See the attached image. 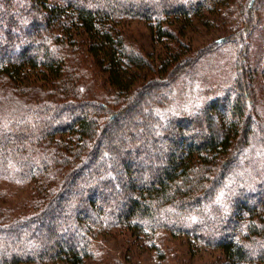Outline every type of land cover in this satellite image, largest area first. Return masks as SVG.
<instances>
[{"label": "trees", "instance_id": "trees-1", "mask_svg": "<svg viewBox=\"0 0 264 264\" xmlns=\"http://www.w3.org/2000/svg\"><path fill=\"white\" fill-rule=\"evenodd\" d=\"M207 15L232 24L206 55L227 48L233 71L185 108L203 50L181 32ZM124 17L162 58L126 43ZM261 78L264 0H0V264H84L113 229L160 258L186 236L212 264H264Z\"/></svg>", "mask_w": 264, "mask_h": 264}, {"label": "rangeland", "instance_id": "rangeland-1", "mask_svg": "<svg viewBox=\"0 0 264 264\" xmlns=\"http://www.w3.org/2000/svg\"><path fill=\"white\" fill-rule=\"evenodd\" d=\"M204 19L205 22L193 21L192 24L182 28L181 32L182 40L188 44L192 52L199 48L203 50V54L199 58L200 63L197 66L199 77L197 81L194 80V86L185 87L180 84L184 95L177 93L181 101L180 105L185 108L193 99L198 102L192 104L199 106L201 104L198 103L203 102L206 98L212 99L218 96L222 87H225L224 81L230 77L233 71L234 58L231 57L227 48L223 47L213 55H206L207 52L213 51V43L223 34L220 29L224 26L227 29L226 26L231 27L232 24L228 22L229 25L224 23L218 25L209 15ZM115 22L124 34L127 44L137 48L155 62L164 56L166 46L152 37L151 30L146 22L127 17L117 19ZM178 27L181 28V25H178ZM209 46L210 48H208ZM27 75L26 79L37 77V82L41 80L39 78L40 73L36 75L35 71L28 70ZM261 79L263 88H259L258 96L259 104L261 108H264V78ZM98 83L101 85V81H98ZM100 89H103V86ZM216 114L214 122L218 126L220 114ZM28 189L29 187L17 189L11 187L10 197L4 201L22 199L27 195ZM94 239V254L84 264H212L218 256L216 250L204 246L197 239L186 236L171 237L170 240L164 242L162 246L164 254L161 258L142 238L131 235L127 231L122 232L120 229L100 231L99 236H95Z\"/></svg>", "mask_w": 264, "mask_h": 264}]
</instances>
